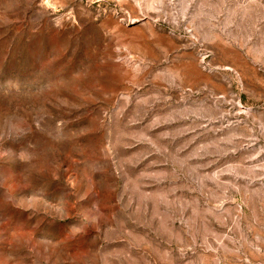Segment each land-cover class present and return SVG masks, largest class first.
Masks as SVG:
<instances>
[{"label": "rangeland", "instance_id": "obj_1", "mask_svg": "<svg viewBox=\"0 0 264 264\" xmlns=\"http://www.w3.org/2000/svg\"><path fill=\"white\" fill-rule=\"evenodd\" d=\"M0 264H264V0H0Z\"/></svg>", "mask_w": 264, "mask_h": 264}]
</instances>
